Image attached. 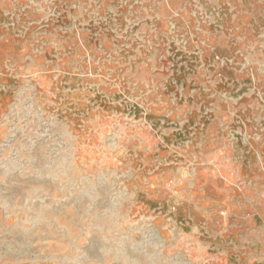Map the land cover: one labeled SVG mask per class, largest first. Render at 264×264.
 Returning <instances> with one entry per match:
<instances>
[{
  "label": "rangeland",
  "instance_id": "374dc122",
  "mask_svg": "<svg viewBox=\"0 0 264 264\" xmlns=\"http://www.w3.org/2000/svg\"><path fill=\"white\" fill-rule=\"evenodd\" d=\"M0 264H264V0H0Z\"/></svg>",
  "mask_w": 264,
  "mask_h": 264
}]
</instances>
